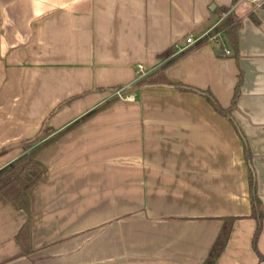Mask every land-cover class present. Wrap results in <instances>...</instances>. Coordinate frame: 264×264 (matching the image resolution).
I'll use <instances>...</instances> for the list:
<instances>
[{
    "label": "crops",
    "instance_id": "crops-1",
    "mask_svg": "<svg viewBox=\"0 0 264 264\" xmlns=\"http://www.w3.org/2000/svg\"><path fill=\"white\" fill-rule=\"evenodd\" d=\"M238 1L0 0V171L44 130L46 170L30 217L0 191V264H205L228 219L216 264H264V6ZM232 9L237 46L196 48Z\"/></svg>",
    "mask_w": 264,
    "mask_h": 264
},
{
    "label": "trees",
    "instance_id": "trees-1",
    "mask_svg": "<svg viewBox=\"0 0 264 264\" xmlns=\"http://www.w3.org/2000/svg\"><path fill=\"white\" fill-rule=\"evenodd\" d=\"M228 10H225L224 13H227ZM238 30V25L235 21L234 15H229L224 21H222L215 29H213L206 37H204L196 46L199 48L208 44L210 41H213V38L222 35L228 42L234 47L237 46L236 33ZM173 52L170 51L165 55V58H170ZM184 55V54H183ZM164 67L161 69L163 70ZM153 86L152 82H147L145 80L137 81L133 87V90H138L143 87ZM168 88H174L179 91H194L199 92L205 95L208 100L211 102L213 107L220 113L226 114L222 111L216 104V101L208 92H202L199 90L191 89L184 85H177L168 83ZM118 91V90H117ZM130 91V90H129ZM45 131V130H44ZM44 131H41L40 134L35 137L32 141H27L21 144V147L25 150V155L9 165L2 171H0V191L7 188L12 183H17L20 187L19 195L14 199V202L17 204L20 210H22L28 217L31 214V200L29 197V191L33 188V186L39 182L45 175V168L35 160V155L37 152L44 147V145H40L37 148H33L34 144H37L44 134ZM28 169H33L34 174L30 180L24 178V174ZM237 219H228L226 224L219 235L217 241L215 242L210 255L205 264H216L219 258L222 256L227 243L231 237L233 225ZM262 233V218H257V229L254 233L253 237V248L255 252L259 255V258L262 262H264V257L259 253L257 248L258 240ZM31 240V227H30V219L27 221L25 226L21 229L17 236V241L23 248V254H30L29 244Z\"/></svg>",
    "mask_w": 264,
    "mask_h": 264
},
{
    "label": "built area",
    "instance_id": "built-area-1",
    "mask_svg": "<svg viewBox=\"0 0 264 264\" xmlns=\"http://www.w3.org/2000/svg\"><path fill=\"white\" fill-rule=\"evenodd\" d=\"M238 3H250L252 5H254L255 9H260L264 6V0H239ZM233 11V9L229 12V13H226V17L223 19V21L229 16L231 15V12ZM221 35H218L216 37L213 38V41L215 42V45H219L220 46V42H219V37ZM187 44L188 45H193L195 44V41H193L192 39H188L187 40ZM227 55L230 54V52H226ZM138 81L144 79L146 76H147V73L145 72L144 68L142 66L138 67ZM128 89V88H127ZM127 89H121V90H118L116 91V96H118L119 98H124V99H128V100H133L134 97L133 95H128L126 97H124V95H122L125 91H127Z\"/></svg>",
    "mask_w": 264,
    "mask_h": 264
},
{
    "label": "rangeland",
    "instance_id": "rangeland-1",
    "mask_svg": "<svg viewBox=\"0 0 264 264\" xmlns=\"http://www.w3.org/2000/svg\"><path fill=\"white\" fill-rule=\"evenodd\" d=\"M29 175L32 176L31 174H29ZM30 176H29V177H30Z\"/></svg>",
    "mask_w": 264,
    "mask_h": 264
}]
</instances>
